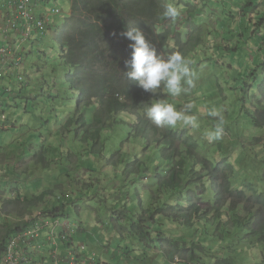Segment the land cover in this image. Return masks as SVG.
Wrapping results in <instances>:
<instances>
[{
  "label": "rangeland",
  "instance_id": "374dc122",
  "mask_svg": "<svg viewBox=\"0 0 264 264\" xmlns=\"http://www.w3.org/2000/svg\"><path fill=\"white\" fill-rule=\"evenodd\" d=\"M169 1L166 0V2ZM207 1L209 3L195 0L193 6L196 9L191 10L190 8L193 15L188 16V10H181L180 17L173 21L171 29L180 32L181 40L177 44L181 43V45L177 46L176 42H172L171 36L164 52L159 47V52L165 55L179 51L192 61L190 67L198 75L196 87L188 94L182 93L178 98H171L167 94L160 93L159 90L156 96L150 98L151 94L149 93V98L144 102V105H147L148 108L152 100L167 98L170 102H175L179 109L189 100L194 101L195 108L192 113L198 117L199 129L193 130L179 124L175 129L179 131L189 130L187 134L193 136L199 142L200 149L198 153L196 151L195 153L200 158L220 162L223 158L221 156L222 152L226 153L224 158L229 161L234 157L235 159L232 162L235 164L236 174L235 178H232L233 182L239 181L240 185L245 186L244 191L246 195H249L248 198L253 197L255 194L264 195V112L260 110L261 108H253V104L258 103L254 95L258 94L261 97V102H263L262 107H264V90L261 94L258 88L251 87V93H248L251 103L247 104L252 108V113L247 115L245 111L242 112L243 109L240 108L238 103V99L246 96L242 91L243 80L237 77V83H239L238 87L236 86L237 90L233 81L234 74L240 71V67H242V72L246 70L248 65L253 68L256 67L264 54V25H261L257 30L256 38L251 35L254 29L258 27L254 24L256 22L255 17L264 16V0ZM249 1L252 5L249 6L250 10L248 8L244 9L246 14L243 17L244 13L241 12V8ZM253 3H256V5H253ZM70 10L71 0H41L38 2L33 7L30 16L33 18V15L36 14L38 17L40 15L44 17L42 21L46 25L44 31L47 32L44 36L33 33L32 39L28 42H22L20 38L25 20L18 16V13L8 8L0 12V31L6 27L9 30L7 40L10 42L7 43V48L18 46L17 50H10L9 53L3 55V62L6 60L9 62L8 74L5 75L3 80V86L9 89V93L6 97L1 98L3 101L1 111L5 114V117L6 113H9L11 118L19 119L20 122L26 121L23 114L24 103L19 96V92L24 85L30 90V98L36 99L37 102L34 104L44 103L45 105L41 108H32L33 111L30 110L31 122L37 128L39 136H43L45 139L44 146H41L38 142L35 143L45 149L47 145L49 146L52 137L54 143L63 137V140H61L62 145L64 144L69 153H72L71 157L68 158L69 161L67 163L64 161L61 165L55 163L57 158L53 159L54 164H51L53 160L50 162L44 161V163H50L51 165H48V167L51 168L46 171L48 177L40 181V183L42 182L40 189H36V184L33 181L32 188L25 187L27 193H31L29 196L30 201L41 198L44 191L48 194L46 198H43L44 200L36 204L37 208L36 206L32 207V212H36L34 215L37 214L36 209L43 208V205L51 206L54 201L59 206L66 207L63 208L66 216H60L58 225L56 227L50 225L45 230H41L34 242L44 243L49 235L56 234L61 246L59 257L62 264H72L69 261L70 253H72V256L75 255L74 259L77 260V264H91V262L95 264H167L169 263L167 257L168 261L165 259L163 262L159 259V255H163V252L160 253L161 250L164 251L162 248L153 247L149 252L133 239H131L130 244L128 236L125 235L127 233L120 235L116 228L121 226V222L117 221V216H114L119 212L114 213L113 206H119L120 191L127 182L133 181L130 175L124 176V172L118 165H115L120 160V155H117L119 153L110 150L114 144L117 145L118 143H122V149L127 148L130 152L134 151L136 147L139 148L138 145L135 146L136 142L129 141V138L124 136V133H128L130 130L133 133L136 130L133 127L138 124V115L136 113L127 115L122 114L126 112H119L118 116L115 115V118H119V121L124 119L127 124L125 126L121 125L119 121L116 122L114 119L111 121L110 127H107L108 133L103 126L96 127L95 120L98 118L96 115L87 116L86 114L83 115V111L80 112L76 106L78 97L62 98L64 102L70 103L68 105L40 99L42 91L51 89L53 84L58 82L50 76L57 66L55 63L58 62L55 54L58 44L54 37L61 29L64 21H68L69 13L71 14ZM94 16V12L89 15L90 18ZM189 17L195 19L196 24L193 25L194 27L187 23ZM7 19L10 21L9 23L6 22ZM170 22L171 20L166 18L162 22V26L167 27ZM12 24L16 25V28L12 29ZM238 46L239 49L236 50ZM172 49L175 50L172 51ZM22 60L23 62L20 64ZM3 67L4 64L0 63V69L3 70ZM61 71L62 69L57 70V72ZM63 91H65V87L60 85L54 94L61 97ZM63 96L66 98L65 95ZM213 108L222 112L225 123L221 139L209 142L205 138V133L212 130L217 122L215 117L207 114ZM99 114L102 120L106 119L105 115ZM33 116L34 119H32ZM72 116L77 118V127L75 128L77 134L74 139L71 136L66 137L61 134H67L66 128L63 129V126ZM15 123L19 126L17 121ZM151 123L153 122L151 121ZM16 134L23 139V133L18 132ZM16 134L10 129L8 121L0 118V149L1 146L6 144L12 149L11 144L14 142L13 139ZM101 141H104L103 145H100ZM24 143V141H21L13 148L22 147ZM231 144L233 145L232 150L227 151ZM221 148L223 151H221ZM31 151L40 155H47L46 151L41 150L39 147H36V149L31 148ZM104 152L111 156L102 160L101 155ZM14 155L15 153L9 156V160H5L4 164L8 162L9 167H15L17 172L24 171L25 168L33 169L34 162L31 158L17 161L19 153ZM141 157L144 159V156ZM62 160H67V156ZM49 173L52 177H49ZM41 174L44 178V172H41ZM41 174L37 169L32 172L31 179ZM240 174H244L246 177H241ZM144 175L147 174L143 171L138 179V181L140 179L142 181L140 180L137 183V187L142 192L148 193L152 189L146 185L147 179L145 180ZM59 180L63 182L57 185L54 181ZM251 184L255 187H249ZM8 189L11 188L8 187ZM61 193H67L68 195L65 194L64 197ZM7 194L6 191L0 192V241L5 237L6 226L11 225L10 227H12L17 224L15 223L17 221L15 219L16 214L12 210H15L16 205L21 206L13 199L11 200L13 204H6L5 202L10 197ZM151 196H155V194ZM235 200L237 201L236 206H247L246 210L249 212L244 209H238L235 213L227 212L230 218L224 217L226 221L222 220L221 222L228 225L225 226L228 231L224 232V248L228 246L229 241V243L237 246L238 255H233L234 257H247L244 264H248L247 260L254 259L251 258L253 254L261 259L252 261L250 264H264V240L260 242L259 238L253 233L255 229L261 230L263 233L264 206L256 202L242 205L243 202L237 198ZM151 206L152 204H149L145 208ZM236 213L244 214L241 217L242 220L236 216L234 217ZM252 213H256V215ZM121 221L126 220L122 219ZM237 222H242L241 227L243 230L241 231L249 233L248 236H243L239 228L234 227L235 224H238ZM219 224V222L216 224L212 222L210 226L214 231L219 227ZM250 229H253L252 232ZM40 233H42L41 236H39ZM233 235H236L237 241L230 239ZM62 238L63 240L67 238V240L64 242ZM71 240L74 247H71V245L67 247V244H71ZM52 247L44 248L48 254H45L43 259L40 258L41 255L38 253L37 258L39 259H36L33 264H55L53 254H50ZM62 248L67 252L63 253ZM225 255V251L216 254V260H222ZM184 261L187 263L188 260L186 258H176V263H172L184 264Z\"/></svg>",
  "mask_w": 264,
  "mask_h": 264
},
{
  "label": "trees",
  "instance_id": "16d2710c",
  "mask_svg": "<svg viewBox=\"0 0 264 264\" xmlns=\"http://www.w3.org/2000/svg\"><path fill=\"white\" fill-rule=\"evenodd\" d=\"M194 1L174 0L181 10H188V16L193 15L190 8L191 10L196 9L193 6ZM202 2L209 3L207 0H202ZM164 3L166 0H71L69 19L64 21L54 37L58 44L55 52L58 62L55 63L57 66L50 76L58 82H55L51 89L42 91L40 99L68 105L70 103L64 102L62 98L79 97L76 106L80 112L83 111V115L87 116L96 115L98 117L95 120L96 127L103 126L107 132V127H110L112 120L119 121V118H115L119 112L138 115V124L133 127L136 130L133 133L131 130L124 133V136H127L129 141L136 142L135 146L138 145L139 148L136 147L134 151L130 152L127 148L122 149L123 144L118 143L114 144L110 150L119 153L117 155H120V160H117L115 165H118L124 172V176L130 175L133 181L127 182L124 186L126 189L123 188L120 191L119 206H113L114 213L119 212L114 216H117V221L121 222V226L116 228L120 235L127 233L125 235L128 236L130 244L133 239L149 252L153 247L162 248L164 251L161 250L160 253L163 252V255H159V259L164 262L167 257L169 260V263L166 262L167 264L176 263V258H186L188 261L187 263L184 261V264H244L247 257L233 256L238 255L237 246L228 241V246L224 248V232L228 231L225 226L228 225L221 222L222 220L226 221L224 217L230 218L227 212L235 213L238 209L247 211V206H236L235 198L243 202L242 205L256 202L264 206V195L255 194L248 198L249 195H246L244 191L245 186L240 185L239 181L233 182L232 178H235L236 174L235 164L232 162L234 157L229 161L224 158L226 153L222 152L223 158L220 162L200 158L195 153V151L198 153L200 149L199 142L187 134L189 130L179 131L169 127L158 129L151 123L150 119L145 116L147 105H144V102L149 98V93L138 88L135 81L128 80L124 72L126 70L124 61L130 58L131 50L128 47L130 42L122 36L111 35L113 32L120 33L130 26H138L146 38L157 45L158 52L160 48L164 52L171 36L172 42H176L177 46L181 45V43L177 44L181 40L180 32L171 29L173 21L171 20L167 27L162 26V22L166 19L160 17ZM254 4L256 5V3ZM251 5L252 3L249 1L241 8V12L244 13L243 17L246 14L244 9L250 10L249 6ZM93 12L95 16L90 18L89 15ZM36 19L40 21L42 17H36ZM255 20L254 24L258 27L251 35L257 37V30L261 25H264V16L255 17ZM187 23L194 27L196 21L189 17ZM238 49L239 46L236 50ZM174 50L172 49V51ZM22 62L23 60L20 64ZM58 69H62V71L57 72ZM239 70L234 74L233 81L237 90L239 85L237 77L243 80L242 91L246 96L238 99V103L243 109L242 112L245 111L248 115L252 113V108L248 106L251 103L248 95L251 93V87L258 88L261 94L264 90V54L256 67L248 65L244 72H242V67ZM60 85L65 87V91L61 93V97L55 96L54 92ZM2 91L0 97L4 98L9 93V89L3 87ZM19 96L27 111V126L18 128L16 133H23V139L17 134L14 136V142L11 144L13 150L8 147V144L1 146L0 192L6 191L7 195L12 197L8 198L6 204L11 205L14 201L20 203L21 206L16 205L15 210H12L16 214L17 221L15 223L17 224L12 227H10L11 225L6 226L5 237L0 241V257L6 249L8 240L12 237L32 229L36 230L46 221L52 223L61 215L66 216L65 209H63L66 207L59 206L56 201L51 206L43 205L42 210L36 209L37 214L35 215L36 212H32V207L44 200L43 198H46L48 194L44 191L41 198L30 201L31 193L28 194L25 187L32 188L31 185L34 182L36 189H40L42 183L40 181L48 177L46 171L51 168L48 165L54 164L53 159L57 158L55 163L61 165L62 162L69 161L68 158L72 153H69L64 144L62 145L63 137L56 140L55 143L52 137L49 146L47 145L45 149L41 147L44 146L45 139L43 136H39L37 128L31 122L30 110L45 105L44 103L34 104L37 101L30 98V90L27 87L20 90ZM254 96L258 103L253 104V108H261L260 110L264 112L261 97L259 94ZM99 113L105 115L106 119L102 120ZM256 120L258 121V119ZM119 122L124 126L127 124L124 119ZM76 127L77 118L72 116L63 126V129L66 128L67 134L58 131L63 136H71L74 139L77 134ZM21 141L25 142V146L13 148ZM100 143L103 145L104 141ZM36 147L46 151L47 155L31 151V148L36 149ZM230 148L227 151L232 150V144ZM14 153L15 155L19 153L17 161L31 158L34 162L33 169L25 168L24 171L17 172L15 167H9L8 162L4 164V161L9 160L8 157ZM66 156L67 160H62ZM110 156L104 152L101 159ZM141 156H144V159ZM52 160L51 164L44 163V161ZM37 169L39 174L44 172V178L41 174L31 179L32 172ZM241 170L244 171L242 168ZM143 171L148 175H144L145 180L147 179L146 185L152 189L148 193L142 192L137 187V183L141 180L138 181V179ZM50 176L52 177L49 173ZM240 176L246 177L244 174H240ZM122 180L125 183L123 176ZM54 182L60 185L63 181ZM8 187L11 189L9 190ZM249 187L254 188L255 186L251 184ZM67 193H61V195L65 197L68 195ZM152 194L155 196H151ZM244 194L245 198L242 201ZM12 199L13 201H11ZM149 204L152 206L145 208ZM252 214L256 215V213ZM235 216L242 220L241 217L244 214L236 213ZM122 219L126 221L123 222ZM212 222L220 223L219 227L214 230L215 232L210 226ZM241 225L242 222L235 224L234 227L237 226L243 236H248L249 233L241 231L243 230ZM250 230L252 232L253 229ZM253 233L260 242L264 240V229L263 233L257 229ZM230 239L237 241L236 235ZM70 245L74 246L72 240L71 244H67V247ZM222 251H225L226 255L222 260H216L215 255ZM251 258L254 259L247 260L248 264L261 259L255 254ZM91 264L95 263L91 262Z\"/></svg>",
  "mask_w": 264,
  "mask_h": 264
},
{
  "label": "clouds",
  "instance_id": "9594fccd",
  "mask_svg": "<svg viewBox=\"0 0 264 264\" xmlns=\"http://www.w3.org/2000/svg\"><path fill=\"white\" fill-rule=\"evenodd\" d=\"M180 15L181 8L174 0L164 3L163 11L160 13V17L169 18L172 21H175ZM111 35L114 37L122 36L130 42L128 45L131 50L130 58L124 61L125 75L128 80L135 81L138 88L146 93H150V98L156 96L158 90L160 93L167 94L171 98H178L182 93L188 94L196 87L198 75L190 67L192 61L181 52L175 51L167 55L158 52L157 45L146 38L142 29L138 26H130L120 33L113 32ZM5 37H8V34ZM20 38H22V35ZM24 87L22 86V88ZM194 108L195 102L192 100L184 103L178 109L175 102H170L167 98H156L151 101L150 106L146 109L145 116L158 128H175L179 124L180 126L196 130L199 129L200 124L197 115L192 113ZM6 114L5 119L8 121L9 127L14 134H16L18 128L24 125L27 126L26 109H23L25 122L11 118L9 113ZM207 114L215 117L217 122L212 130L206 131L205 138L209 142L221 139L225 123L222 112L219 109L213 108ZM15 121L19 123V126ZM27 245H21L22 250ZM28 257L30 256L28 255Z\"/></svg>",
  "mask_w": 264,
  "mask_h": 264
},
{
  "label": "built area",
  "instance_id": "2783aa9c",
  "mask_svg": "<svg viewBox=\"0 0 264 264\" xmlns=\"http://www.w3.org/2000/svg\"><path fill=\"white\" fill-rule=\"evenodd\" d=\"M40 1L41 0H0V12L3 11L5 8L15 11L16 13H18V16L22 17V19L25 20L22 27V34L27 32H33L35 28V23L33 18L30 16V13L32 12L33 7ZM6 22L9 23L10 21L7 19ZM11 28H16V25L12 24ZM8 31V27H6L0 32H3V34L7 36ZM31 35L22 36V38L26 39L29 38ZM7 41L8 40H6V43ZM0 50V55H5L7 52L9 53L10 51H7V47L0 48ZM40 228L41 225L38 226L36 230L32 229L12 237L6 245L5 252L2 258L0 259V264H26L29 257L25 252H23L21 245L23 246L30 244L32 240L37 237Z\"/></svg>",
  "mask_w": 264,
  "mask_h": 264
},
{
  "label": "bare ground",
  "instance_id": "6f19581e",
  "mask_svg": "<svg viewBox=\"0 0 264 264\" xmlns=\"http://www.w3.org/2000/svg\"><path fill=\"white\" fill-rule=\"evenodd\" d=\"M36 10V9H35ZM35 12V11H34ZM57 12V11H56ZM36 17H38L36 14H34L33 15V20H34V23H35V28H34V31L33 32H27V33H24V34H22V36H29V35H31V34H35V33H42V34H38L39 36H44V34L47 32H45L44 31V28L46 27V25H45V23L42 21V19L44 18V17H42V19L40 20V21H38L37 19H36ZM39 17H41V15L39 16ZM19 20V19H18ZM24 21V20H23ZM22 21V22H23ZM17 22H19V21H17ZM21 23V22H20ZM18 25V24H17ZM20 25V24H19ZM20 27H21V25H20ZM13 29V28H12ZM11 30V29H10ZM12 31V30H11ZM9 34H11V33H9ZM11 35H13V34H11ZM32 35L29 37V38H26V39H23V38H21V41L22 42H28L29 40H31L32 38ZM10 41H7V43H9ZM7 43H5L3 46H1L0 48H4V47H7ZM22 46V45H21ZM22 48V47H21ZM18 49V46H12V47H9V48H7V51H9V50H12V51H15V50H17ZM4 61V58H3V55H1V57H0V63H3L4 64V67H3V70H0V84H1V87H0V96H1V92H2V90H3V80H4V77H5V75L6 74H8V69H7V67H8V64H9V62H8V60H6L5 62H3ZM11 70V69H10ZM79 98V97H78ZM1 109H2V100H1V97H0V118H1V120H4L5 119V116H4V113L1 111ZM130 151V150H129ZM60 219H56V221H53L52 223L51 222H49V221H46V222H44V224L42 223L41 224V228L39 229L40 231L41 230H44L46 227H49L50 225H52V227H56L57 225H58V221H59ZM41 234L42 233H40V235L39 236H41ZM67 240V238L65 239L64 238V240H63V238H62V241H66ZM55 245V246H54ZM51 246H53L51 249H52V251L50 252V254H55V257L53 258L54 259V261H55V264H62V261H61V258L59 257V252H60V249H61V246H60V244H59V241H58V239H57V235L56 234H52V235H49V237H48V239H47V241H46V244H45V246H44V248H50ZM43 248V249H44ZM69 261L72 263V264H77L76 263V259H74V256H72V253H70V257H69ZM36 262V259H34V258H30L29 257V259L27 260V263L26 264H33V263H35ZM23 264V263H22ZM39 264V263H38Z\"/></svg>",
  "mask_w": 264,
  "mask_h": 264
},
{
  "label": "crops",
  "instance_id": "0c3cea01",
  "mask_svg": "<svg viewBox=\"0 0 264 264\" xmlns=\"http://www.w3.org/2000/svg\"><path fill=\"white\" fill-rule=\"evenodd\" d=\"M7 39V37H5L2 33H0V47L3 46L5 44V40ZM45 230V229H44ZM44 232V231H43ZM46 244V241L44 243L41 242H31L29 245H27L24 248V252L29 255L30 257L34 258V259H39L37 258L38 253H40L41 255V259H43L45 257V254H48L47 251H45L43 248ZM72 247V246H71ZM74 247V246H73ZM63 250V253L67 252V250ZM55 257V254H53V258ZM79 264V263H78Z\"/></svg>",
  "mask_w": 264,
  "mask_h": 264
}]
</instances>
